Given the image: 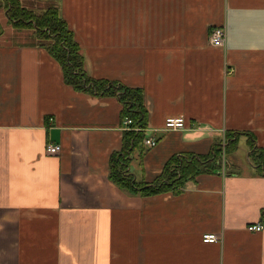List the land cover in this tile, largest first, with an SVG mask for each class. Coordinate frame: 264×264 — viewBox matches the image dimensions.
I'll use <instances>...</instances> for the list:
<instances>
[{"label": "crops", "instance_id": "0c3cea01", "mask_svg": "<svg viewBox=\"0 0 264 264\" xmlns=\"http://www.w3.org/2000/svg\"><path fill=\"white\" fill-rule=\"evenodd\" d=\"M4 2L0 264H264V230L247 229L264 224V172L248 160L249 143L264 156V0H19L36 13L57 7L90 78L142 95L143 133L157 145L124 157L136 181H153L175 155L206 157L238 133L234 163L152 195L109 177L133 131L119 92L66 84ZM215 27L225 31L222 47L210 44ZM169 117H183L184 128L164 129ZM205 234L219 241L204 243Z\"/></svg>", "mask_w": 264, "mask_h": 264}, {"label": "trees", "instance_id": "16d2710c", "mask_svg": "<svg viewBox=\"0 0 264 264\" xmlns=\"http://www.w3.org/2000/svg\"><path fill=\"white\" fill-rule=\"evenodd\" d=\"M4 1L7 3L5 7H7L9 21L15 28L30 27L35 34H37L36 40L38 45L44 47L60 64L63 79L66 84L71 86L74 90L91 92L96 96L107 93L116 95L119 92L118 97L127 110L126 118L133 120V126L138 125L144 129L145 111L141 102L142 95L140 92L138 90L122 87L121 85L119 86L116 83L110 84L107 81L95 80L86 74L80 47L74 40L71 31L67 28L65 21L60 17L57 7H50L42 13H34V11L21 6L19 0ZM233 135L238 137V133H233ZM144 137L143 131H130L126 133L124 141L125 154L123 157L119 154H114L112 156L109 177L112 182L121 189L140 195H152L168 191L177 192L187 180L193 179L198 173L217 169V164L213 165L214 156L216 154L215 147L206 157H194L192 155L177 157L175 155L168 161L162 173L157 175L151 183L148 182L145 185L137 184L134 177L126 173L124 165L126 161L123 159L129 152H132L139 146H143L142 139ZM229 138L228 136L227 146L237 143V138ZM218 148L219 147H217V150H219ZM253 148L254 149L250 151V162L256 165L261 172H264V156H262L256 147ZM255 151H257V154L259 153L257 158L259 159L261 157L262 159L258 164H255L251 160L253 152L255 153ZM201 158L207 159L203 161ZM205 162L212 167L205 166V164L203 165L204 168L200 169L201 165ZM123 171L125 174H123ZM125 175L130 178V183H125ZM167 175L174 176V179L170 181L164 180Z\"/></svg>", "mask_w": 264, "mask_h": 264}, {"label": "built area", "instance_id": "2783aa9c", "mask_svg": "<svg viewBox=\"0 0 264 264\" xmlns=\"http://www.w3.org/2000/svg\"><path fill=\"white\" fill-rule=\"evenodd\" d=\"M225 42V31L222 28L215 27L210 33V44L214 47H222ZM125 124L132 126V130L136 132H142L143 128L141 126H133V120L126 118ZM185 126V121L183 117H169L165 121L164 129L167 130H179L183 129ZM142 144L145 148H153L157 145V139L151 136H145L142 140ZM46 150L50 154H58L61 151V146L58 144H48ZM249 231H261L264 230V224L256 223L248 226ZM204 243H215L219 241L216 234H205L202 237Z\"/></svg>", "mask_w": 264, "mask_h": 264}, {"label": "rangeland", "instance_id": "374dc122", "mask_svg": "<svg viewBox=\"0 0 264 264\" xmlns=\"http://www.w3.org/2000/svg\"><path fill=\"white\" fill-rule=\"evenodd\" d=\"M1 4H3V0H0V5ZM42 4H45V3H42ZM7 5V3H5L4 2V10L7 12V7H5ZM43 8H46V7H43ZM34 13H36V12H34ZM42 13V12H41ZM25 17H27V16H25ZM20 29H24V28H19V30ZM26 29H29V30H31L32 31V35H33V39H34V41H36L37 42V34H35V32L29 27H26ZM25 38V37H24ZM32 38H30L29 39V42H30V40H31ZM37 46V45H36ZM230 138H237L236 137V135H233V133H230V135H228ZM229 138V139H230ZM129 139V138H128ZM131 139V138H130ZM143 140V139H142ZM228 140H226L225 142H224V144L221 146L220 145V148H218L219 150H217V146H216V149H215V156H214V160H213V165H215V164H217V169L219 168V167H221V166H223L224 168H227L229 165H231V163H234L233 161H234V158H233V153L235 152V150H236V143L234 144H231V145H229V146H227V144L226 143H228L227 142ZM253 147H255L252 143H249V150L251 151L252 149H254ZM234 148H235V150H234ZM256 153V154H255ZM255 153L253 152V155H252V157H251V160L255 163V164H258V163H260L261 162V157L258 159L257 157L259 156V153L257 154V151H255ZM255 156V157H254ZM233 158V159H232ZM123 159V158H122ZM203 161H206V159L207 158H201ZM249 160V159H248ZM248 160H247V162H248ZM245 161V160H244ZM260 161V162H259ZM173 162H175V161H173ZM206 164V165H205ZM249 164H250V161H249ZM203 165H205V166H208V167H212L210 164H208V163H204V164H202L201 165V167H200V169L201 168H204L203 167ZM123 174H125V172L123 171ZM179 178H180V176H179ZM171 179H174V176H171V175H167L166 176V179H164V180H168V181H170ZM124 181H125V183H130V178H128L126 175L124 176ZM152 182V181H151ZM150 181H149V183H151ZM148 182L147 181H137V184H140V185H145V184H147ZM158 183V182H157Z\"/></svg>", "mask_w": 264, "mask_h": 264}, {"label": "flooded vegetation", "instance_id": "af4514ba", "mask_svg": "<svg viewBox=\"0 0 264 264\" xmlns=\"http://www.w3.org/2000/svg\"><path fill=\"white\" fill-rule=\"evenodd\" d=\"M248 159H249V161H250V155H249V157H248ZM251 163V162H250ZM251 164H253V163H251ZM254 165V164H253ZM256 166V165H255Z\"/></svg>", "mask_w": 264, "mask_h": 264}]
</instances>
